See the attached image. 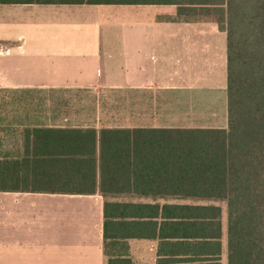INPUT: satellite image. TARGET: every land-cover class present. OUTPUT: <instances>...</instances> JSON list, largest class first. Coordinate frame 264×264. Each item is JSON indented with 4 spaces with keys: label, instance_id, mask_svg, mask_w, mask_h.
<instances>
[{
    "label": "crops",
    "instance_id": "0c3cea01",
    "mask_svg": "<svg viewBox=\"0 0 264 264\" xmlns=\"http://www.w3.org/2000/svg\"><path fill=\"white\" fill-rule=\"evenodd\" d=\"M196 1L0 4L2 127L226 128V32L212 16L216 7ZM70 91L93 95L79 103L92 111L83 125H72L58 111L63 104L52 100ZM20 93L33 98L20 103L14 99ZM187 201L196 200L103 197L97 189L0 192V264H105L104 202L206 204ZM221 226L220 264H226ZM147 234L118 240L130 264H186L176 262L184 258L176 240L159 238L157 229ZM116 248L108 245L107 254Z\"/></svg>",
    "mask_w": 264,
    "mask_h": 264
},
{
    "label": "trees",
    "instance_id": "16d2710c",
    "mask_svg": "<svg viewBox=\"0 0 264 264\" xmlns=\"http://www.w3.org/2000/svg\"><path fill=\"white\" fill-rule=\"evenodd\" d=\"M196 2L216 7L212 16L226 32V128L26 127L15 139V149L0 152V192L89 194L97 189L103 197L129 194L206 202H104L105 264H130L126 245L118 240L147 236L155 229L159 238L176 240L174 245L182 247L184 258L176 262L220 264L219 202L225 206L226 264H264V0ZM112 237L115 241H109ZM108 245L117 247L114 256L107 254Z\"/></svg>",
    "mask_w": 264,
    "mask_h": 264
},
{
    "label": "rangeland",
    "instance_id": "374dc122",
    "mask_svg": "<svg viewBox=\"0 0 264 264\" xmlns=\"http://www.w3.org/2000/svg\"><path fill=\"white\" fill-rule=\"evenodd\" d=\"M32 96L27 94V93H20L17 94L14 99L20 103H25L28 102L30 100H32ZM93 99V95L90 94H86V93H81V92H77V91H70V92H65V93H54L52 100L54 101V103L60 102L63 105L61 106V108H58V111H61L63 114H67L70 117V121L72 122V125H83L82 123V119H83V115H87V114H92L91 108H86V109H80V102L83 103H89L91 102V100ZM95 99V97H94ZM83 111L85 113L80 114L79 112ZM105 114H108V111H103ZM4 122H1V125H3ZM107 124V123H106ZM87 126H91V124H86ZM105 126H109V124L105 125ZM2 129V126H0V131ZM20 129L18 132H16L12 127L9 128H4V130L0 133V136L2 137V139H0V152L2 151H12L16 144V141L13 137V135H15L17 138H19L20 135ZM189 203H206V202H196V201H187ZM217 205L220 206L221 208V223H223L224 226V232H225V225H226V215H225V206L223 203L219 202V203H215ZM222 227V226H221Z\"/></svg>",
    "mask_w": 264,
    "mask_h": 264
}]
</instances>
